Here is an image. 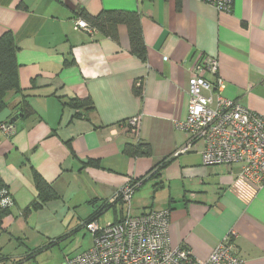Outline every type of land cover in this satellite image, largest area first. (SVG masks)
<instances>
[{
    "label": "crops",
    "instance_id": "1",
    "mask_svg": "<svg viewBox=\"0 0 264 264\" xmlns=\"http://www.w3.org/2000/svg\"><path fill=\"white\" fill-rule=\"evenodd\" d=\"M81 10L137 11L146 62L132 53L126 25L118 40L86 33L76 25ZM6 32L19 47L21 92L8 95L0 114V180L14 202L0 246L5 236L65 238L75 228L58 236L42 225L59 218L85 224L105 203L109 208L93 220L113 210V223L120 221L128 209L115 196L140 179L131 214L169 210L173 247L204 263L232 234L246 264H264V185L239 166L204 165L201 143L178 153L187 136L176 127L187 119L188 82L201 56L218 60L226 98L264 113V0H233L230 13L203 0H181L179 7L177 0H0V37ZM72 98L91 99L94 109L64 105ZM24 101L34 111L28 118ZM133 118L137 132L128 126ZM10 124V132L2 128ZM143 143L151 156L124 153L127 144ZM34 171L58 198L24 217L38 197Z\"/></svg>",
    "mask_w": 264,
    "mask_h": 264
},
{
    "label": "built area",
    "instance_id": "2",
    "mask_svg": "<svg viewBox=\"0 0 264 264\" xmlns=\"http://www.w3.org/2000/svg\"><path fill=\"white\" fill-rule=\"evenodd\" d=\"M218 12L230 13L233 0H203ZM76 25L86 33H95L84 20ZM219 62L201 56L192 68L188 82V116L177 122L178 130L187 136V144L178 153L191 151L203 144L206 166H239L241 174L264 185V113H256L239 100L224 96L225 82L218 76ZM264 83V82H263ZM138 118L128 122L132 132L138 131ZM10 132L13 125H2ZM137 184H128L115 198L127 205V215L119 222L100 226L90 222L85 227L93 234L94 244L89 250L67 257L65 264H246L232 234L220 242L210 258L198 262L184 247L171 245L169 210H152L141 215L131 214L132 199ZM0 206L13 205L7 190L0 191Z\"/></svg>",
    "mask_w": 264,
    "mask_h": 264
},
{
    "label": "trees",
    "instance_id": "3",
    "mask_svg": "<svg viewBox=\"0 0 264 264\" xmlns=\"http://www.w3.org/2000/svg\"><path fill=\"white\" fill-rule=\"evenodd\" d=\"M180 2L181 0H177L178 7L180 6ZM79 19L84 20L86 23H88V25L93 28L94 31L96 30V32L104 34L114 40H118V27L120 25H126L129 32L132 53L141 61L146 62L147 48L144 43L141 17L137 11L104 10L96 16H92L85 10H81L80 12H78V18L76 20ZM18 52L19 47L15 40L14 34L12 32H6L5 34H3L0 37V114L6 109L8 105V95L11 92H21L19 79L20 64L17 60ZM134 93L137 95H141L142 89H137L135 87ZM24 98H26V96H24ZM70 100V103L67 102L64 105H69V107L78 111H81V109H88L92 111L94 109V104L91 99L81 100L79 98H72ZM21 104L19 106L21 107L23 118H28L34 115L33 109L27 102L24 101L23 105ZM124 153L131 157H148L151 156L152 151L150 145L146 143L138 145L127 144L124 148ZM84 164L98 165V163H95L93 161H87ZM152 171H156V174L154 176H158L161 168H156ZM33 177L38 192V197L30 207L24 210V217H28L31 213L39 211L44 205H46L47 202L58 198L54 188L40 174L34 171ZM137 182H141V180L138 179L132 181L130 182V184L134 185L137 184ZM3 189L7 190L5 185L0 180V191ZM13 206L14 202L13 205L9 207L0 206V227H2L4 219L12 214L11 209ZM109 206L110 205L108 203H105L100 208V210L97 211L95 216H93L92 218L87 220L85 224H83V227H85L90 222H95L96 220H93L94 217L96 218L97 216L102 215L103 212L109 208ZM63 239L65 238H60L57 241H52L47 247L58 244Z\"/></svg>",
    "mask_w": 264,
    "mask_h": 264
},
{
    "label": "rangeland",
    "instance_id": "4",
    "mask_svg": "<svg viewBox=\"0 0 264 264\" xmlns=\"http://www.w3.org/2000/svg\"><path fill=\"white\" fill-rule=\"evenodd\" d=\"M141 188L134 193L136 195ZM132 208L135 207L132 201ZM114 211L111 210L103 215L97 223L100 226H106L114 222ZM73 222L67 226L68 220L65 222L55 219V221L48 222V226L42 225L43 229L50 231L52 235L62 236L66 233L67 228L70 230L75 228V232L65 237L58 244L47 247L51 242L48 237L40 236L38 239L19 240L18 238L9 239L5 236L1 241V250L3 256H0V264H65L67 257H73L83 251L89 250L93 247L94 237L93 234L83 227V222ZM75 223L77 224L75 226ZM49 229V230H48ZM32 236V235H31ZM19 237V236H18ZM33 237V236H32ZM5 242V243H4Z\"/></svg>",
    "mask_w": 264,
    "mask_h": 264
}]
</instances>
